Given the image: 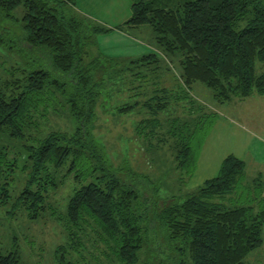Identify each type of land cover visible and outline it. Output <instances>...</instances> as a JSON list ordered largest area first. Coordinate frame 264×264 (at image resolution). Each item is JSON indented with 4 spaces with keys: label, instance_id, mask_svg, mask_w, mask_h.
<instances>
[{
    "label": "trees",
    "instance_id": "16d2710c",
    "mask_svg": "<svg viewBox=\"0 0 264 264\" xmlns=\"http://www.w3.org/2000/svg\"><path fill=\"white\" fill-rule=\"evenodd\" d=\"M131 9L117 28L150 24L160 51L179 62L172 82L157 52L123 63L103 53L98 36L115 28L82 18L75 0H0V16L19 29L16 45L49 58L48 67L15 63L0 82V136L22 148L0 144L1 202L25 174L14 206L30 219H62L57 264H247L264 244V178H248L243 158L228 154L216 176L170 202L154 196L148 180L140 189L97 132L106 125L99 108L125 90L129 98L116 109L136 113L133 137L172 151L181 174L192 177L215 117L194 89L209 88L220 104L264 95V0H132ZM61 111L74 130H45ZM68 181L63 209L56 197ZM14 245L0 264H22Z\"/></svg>",
    "mask_w": 264,
    "mask_h": 264
},
{
    "label": "rangeland",
    "instance_id": "374dc122",
    "mask_svg": "<svg viewBox=\"0 0 264 264\" xmlns=\"http://www.w3.org/2000/svg\"><path fill=\"white\" fill-rule=\"evenodd\" d=\"M131 4L132 0H75L76 11L82 18L93 24L115 28L112 32L98 36V46L103 53L123 63L143 53L157 52L162 58V65L170 68L164 70L165 79L172 82V78L177 76L180 70L179 62L160 51L161 48L154 41V32L150 24L138 28H117L132 15ZM14 14L21 17L23 8H17ZM17 33L19 29L16 23L0 16V82L9 77L15 63L26 67H48L49 58L45 51H29L26 45H16ZM261 66L260 63L257 64L259 71L263 68ZM194 93L210 106L215 112V117L201 136L200 145L197 147V167L189 179L177 168L172 151L166 147L153 145L136 134V137H133L135 132L132 130L138 121L136 113L133 111L120 114L116 109V106L125 104L129 98L125 97L128 94L125 90L112 96L107 107L99 108V118L106 125L102 127L100 133L96 132L98 136L105 135L106 141L113 147L112 154L115 159L120 155L114 160L115 164L119 165L122 162L123 167L136 176L134 181L140 189L148 180L149 186L157 189L154 196L158 194L170 202L182 200L187 191L201 185L204 178L208 177L206 171L224 154L231 151L240 153L244 133L264 129V95L252 96L253 98L244 102L220 104L212 99V92L207 87H196ZM113 105L115 109H112ZM43 126L45 130L50 127L73 131L76 124L69 111L68 113L61 111L50 116ZM104 141L101 140L102 143ZM0 144L14 146L13 150L22 149L18 145L19 141L8 136L6 132L0 136ZM26 180L25 174L18 173L11 182L7 202L2 203L4 198L0 196V253L13 249L14 243L17 242L22 264H57L55 250L65 240L62 219L50 214L40 219H30L14 206ZM72 186L73 183L68 181L56 197L60 208H65L66 195L70 193ZM257 194L253 193L254 196ZM247 261V264H264V244L253 251Z\"/></svg>",
    "mask_w": 264,
    "mask_h": 264
},
{
    "label": "crops",
    "instance_id": "0c3cea01",
    "mask_svg": "<svg viewBox=\"0 0 264 264\" xmlns=\"http://www.w3.org/2000/svg\"><path fill=\"white\" fill-rule=\"evenodd\" d=\"M252 96L255 97L257 96V94H254ZM252 96L250 98H253ZM244 101L245 100L236 102ZM232 103H235V101L224 104ZM244 134L247 138L244 136L243 142L241 143V152L236 153L234 151H231L228 154H234L244 159L247 167L248 178H253L259 173L264 178V129L261 128L260 130H255L253 133L246 132ZM228 154H224L221 158L217 159L215 164L211 166L208 171H206L208 173V177L204 178V181L208 178L214 177L218 173L222 160ZM207 165H209V163H207Z\"/></svg>",
    "mask_w": 264,
    "mask_h": 264
}]
</instances>
